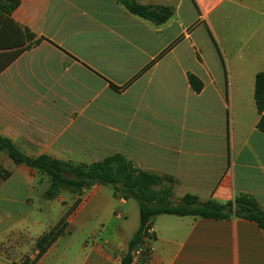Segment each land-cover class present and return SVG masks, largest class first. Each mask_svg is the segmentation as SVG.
<instances>
[{
    "label": "crops",
    "instance_id": "1",
    "mask_svg": "<svg viewBox=\"0 0 264 264\" xmlns=\"http://www.w3.org/2000/svg\"><path fill=\"white\" fill-rule=\"evenodd\" d=\"M135 1L170 6L174 15L156 25L118 0H21L12 20L35 39L0 73V136L30 158L91 164L121 154L173 177L174 203L187 194L217 203L244 194L264 210L255 102L264 0ZM230 10L239 12L234 26ZM202 26L211 43L198 47ZM191 74L203 82L200 93ZM0 156L11 167L5 181H13L0 186V264H32L37 240L78 196L47 197L50 185L39 189L37 171ZM81 198L66 233L36 264H121L139 228L128 226L130 200L103 185ZM154 222L146 264H264V230L254 222L175 215Z\"/></svg>",
    "mask_w": 264,
    "mask_h": 264
},
{
    "label": "trees",
    "instance_id": "2",
    "mask_svg": "<svg viewBox=\"0 0 264 264\" xmlns=\"http://www.w3.org/2000/svg\"><path fill=\"white\" fill-rule=\"evenodd\" d=\"M118 2L123 4L133 15L149 20L156 25L165 24L174 15V8L170 6L143 5L135 0H118ZM20 4L21 0H0V50L3 51L0 52V73L25 50L29 49L31 44H26L35 39V35L29 29H21L12 20V14ZM40 41L41 39L36 40L35 43ZM189 83L195 92L200 93L203 90V82L195 75H189ZM255 102L260 115L257 129L264 133V72H260L256 76ZM4 151L8 153L15 165H25L47 176L50 183V187L46 191L47 197H57L62 185L71 186L74 194L78 196L57 226L37 240V255L32 264H36L49 248L66 233L69 227V218L82 202L81 196L86 190L97 185L109 186L112 188L115 198L135 199L139 205V228L130 241L128 251L121 264H133L135 254L141 248L144 251L141 253L139 261L141 264L148 262L150 248L146 243L148 239L154 238L150 230L154 227L155 218L159 215L216 220L240 218L254 222L264 230V210L254 198L241 194L233 201L217 203L213 199L201 202L197 196L187 194L174 205L171 203L176 183L173 177L160 176L137 168L121 154H115L101 162L91 164L62 162L44 155L30 158L20 153L9 139L0 136V153ZM0 176L6 180L10 175H3L0 172ZM162 184H167V186L159 191L156 190Z\"/></svg>",
    "mask_w": 264,
    "mask_h": 264
},
{
    "label": "rangeland",
    "instance_id": "3",
    "mask_svg": "<svg viewBox=\"0 0 264 264\" xmlns=\"http://www.w3.org/2000/svg\"><path fill=\"white\" fill-rule=\"evenodd\" d=\"M232 1V0H231ZM239 12L235 11V10H230V16H229V20L228 22L234 26L235 25V22L236 20L239 19V15H237ZM197 14V13H196ZM217 18L216 15H213L211 16L210 18H208V24H209V27L211 29V22L214 21L215 22V19ZM199 24V23H198ZM219 24V23H218ZM197 26H195L194 28H196ZM196 37H197V44H198V47H200V43L203 45L204 43L205 44H208V43H211L210 42V39H209V36H208V33L206 31V28L205 26H202L198 29L197 31V34H196ZM211 45V44H210ZM212 47V46H211ZM3 156H0V172L3 174V175H11V167L9 166L8 164V160H3L2 158ZM8 157V156H7ZM11 161V160H9ZM73 163V162H72ZM74 164H79V163H74ZM83 164H88V163H83ZM11 165H12V161H11ZM38 173V180L43 183V184H40L39 185V189L40 188H45L46 186H49L50 183H49V180L47 178V176L45 174H42V173ZM8 179V178H7ZM6 179V180H7ZM39 182V183H40ZM13 184V181H5L1 178L0 176V186H4V185H12ZM167 184H162L161 186L157 187L156 190H161L163 187H166ZM108 187V186H107ZM61 190H60V194L64 195L65 197H68L69 200H71L72 197H75V199L77 198V195L74 194L73 192V189L71 186H68V185H62L61 187ZM91 189V188H90ZM89 190V189H88ZM34 196H36V193L34 194ZM59 196V195H58ZM54 199V198H52ZM74 199V201H75ZM130 200V203L127 207H125V210L127 212V218H128V226H130V229L132 227H138L139 224H140V217H139V205H138V202L135 200V199H129ZM74 203V202H73ZM172 204H177V203H174V202H171ZM124 210V209H123Z\"/></svg>",
    "mask_w": 264,
    "mask_h": 264
},
{
    "label": "built area",
    "instance_id": "4",
    "mask_svg": "<svg viewBox=\"0 0 264 264\" xmlns=\"http://www.w3.org/2000/svg\"><path fill=\"white\" fill-rule=\"evenodd\" d=\"M150 233L152 234V230H150ZM143 251H144V250H143L142 248L139 249V250L136 252V254H135V259L139 258L140 255H141V253H142Z\"/></svg>",
    "mask_w": 264,
    "mask_h": 264
}]
</instances>
